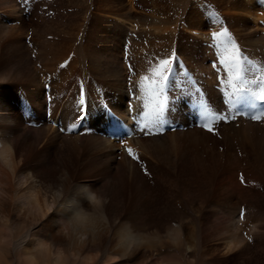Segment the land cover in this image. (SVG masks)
<instances>
[{
  "label": "bare ground",
  "instance_id": "obj_1",
  "mask_svg": "<svg viewBox=\"0 0 264 264\" xmlns=\"http://www.w3.org/2000/svg\"><path fill=\"white\" fill-rule=\"evenodd\" d=\"M224 29L264 68V0H0V220L19 264L259 262L264 101H229L264 83L229 82ZM200 105L232 118L209 132Z\"/></svg>",
  "mask_w": 264,
  "mask_h": 264
},
{
  "label": "snow or ice",
  "instance_id": "obj_2",
  "mask_svg": "<svg viewBox=\"0 0 264 264\" xmlns=\"http://www.w3.org/2000/svg\"><path fill=\"white\" fill-rule=\"evenodd\" d=\"M213 37L214 38H220V37H226L227 38L226 41H224V40L221 41V45L225 48L226 51H229V57L227 59H225L223 53H221L220 57L218 58V64L224 66V69L226 70V73L228 75L229 82H231L232 79L234 78L236 80H242L243 79L244 83H248V84L255 83L256 82L255 80L249 81V80L244 79L246 73H249V72H252L255 70V71L261 73L259 80L261 83H264V68H256V66L253 65L251 63V61H249L247 59V57L242 53L241 48L234 41H232V38L229 35V32L227 29H224L220 33H213ZM174 60H175V53H173L172 59H161V60H159V62H158L159 66H158V68L155 69V75L158 77V80L153 81V86L151 89L155 94L161 95V94L165 93V91L167 90V88L171 82V77L174 73V67H173V61ZM245 64H247L248 67H246V68L243 67V65H245ZM64 66H66V64L61 65V67H64ZM130 71H132L131 66H130ZM233 72L235 73V77L232 76ZM148 79H149V77H147V76L141 78L142 81L148 80ZM240 93H242V95H239ZM249 96H251L253 99H259L261 101H264V95L257 97L256 94L251 91V89H247V91H246L244 88H240L237 90V93H234L232 95L229 102H231L233 104V107H235L237 104H240V103L247 104ZM80 103L81 104L84 103L83 90L81 93ZM199 107H200L201 118L208 121L204 125V127L207 128V130L209 132L213 131V128L211 127L212 122L224 121V120L232 118L230 116L223 115V114L213 115L209 111L208 107L205 105H200ZM253 107H254V105H253ZM165 108H166V102L161 103L159 108L156 110V114H155L156 119L153 121V123H157L160 128L163 127L164 121L161 119V117L163 116ZM244 114H246V113H242V112L236 113V115H244ZM83 118H84L83 116L77 117V119H83ZM250 118L252 120H257V121L264 119V112H261L260 114H256V115H251ZM67 130L69 132H71L73 129L68 128ZM146 134H148V133L146 132ZM126 150L130 156L133 155V149L132 148H127ZM133 159H136V157L133 156ZM241 182L242 183L244 182L243 176H241ZM241 218H243V210L241 211Z\"/></svg>",
  "mask_w": 264,
  "mask_h": 264
},
{
  "label": "rangeland",
  "instance_id": "obj_3",
  "mask_svg": "<svg viewBox=\"0 0 264 264\" xmlns=\"http://www.w3.org/2000/svg\"><path fill=\"white\" fill-rule=\"evenodd\" d=\"M15 237V230L13 226L7 221L0 220V260L4 264H19L20 258H23L22 248L18 246L13 247V239ZM175 252V251H174ZM259 262L256 264H264V250L258 249L252 252ZM172 264H199V260L195 257H188L176 251L172 258ZM72 264V262H70ZM67 262V264H70Z\"/></svg>",
  "mask_w": 264,
  "mask_h": 264
}]
</instances>
